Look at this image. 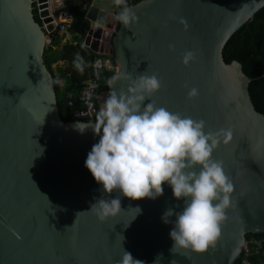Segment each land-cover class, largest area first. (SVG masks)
Returning a JSON list of instances; mask_svg holds the SVG:
<instances>
[{"label": "water", "instance_id": "obj_1", "mask_svg": "<svg viewBox=\"0 0 264 264\" xmlns=\"http://www.w3.org/2000/svg\"><path fill=\"white\" fill-rule=\"evenodd\" d=\"M50 1L52 10L58 8ZM47 6L36 14L34 0H0V264H117L124 249L144 264H235L246 234L264 233V114L250 97L252 78L239 61L227 63L223 49L264 0H141L129 5L135 24L126 28L116 21L109 54L98 25L83 42L114 57L108 94V82L120 73L156 74L161 88L150 100L157 107L204 120L205 131L232 128L231 141L212 153L233 182L232 206L219 239L202 253L170 251L173 225L161 216L169 208L181 210L183 202L167 185L156 199L121 196L122 210L104 222L91 211L97 198L119 193L103 194L84 166L99 136L74 125L95 120L61 118L44 61L46 30L55 26ZM85 7L115 16L120 11L112 0H91ZM61 14L72 17L70 11ZM186 50L196 53L188 66L181 63ZM127 86L116 79L111 88ZM191 88L198 95L190 99Z\"/></svg>", "mask_w": 264, "mask_h": 264}, {"label": "clouds", "instance_id": "obj_2", "mask_svg": "<svg viewBox=\"0 0 264 264\" xmlns=\"http://www.w3.org/2000/svg\"><path fill=\"white\" fill-rule=\"evenodd\" d=\"M112 2L120 8L115 20L126 28L137 22L127 0ZM195 58L194 51L186 50L181 63L188 66ZM73 65L81 74L84 72L86 64L79 53ZM116 79L127 81L126 90L117 92L111 88ZM108 83L111 90L95 121L74 125L81 133L91 128L99 136L87 153L84 166L103 194L119 193L115 198H97L91 204V211L104 222L122 210L121 196L132 200L156 199L167 185L173 198L183 202L181 210L169 208L161 216L162 222L173 225L169 231L173 242L170 251H206L219 239L226 210L232 206L233 182L226 175L222 161L212 157L219 144L231 141L232 128L205 131L204 120L157 107L150 100L161 88L156 74L132 77L120 73ZM197 95L196 88L189 89L188 98ZM146 100L149 102L145 103ZM136 209L138 214L140 209ZM173 216L175 219L170 220ZM117 264L144 262L134 259L124 249Z\"/></svg>", "mask_w": 264, "mask_h": 264}, {"label": "trees", "instance_id": "obj_3", "mask_svg": "<svg viewBox=\"0 0 264 264\" xmlns=\"http://www.w3.org/2000/svg\"><path fill=\"white\" fill-rule=\"evenodd\" d=\"M90 1L73 0L71 4L64 8V10L72 13L73 24H81L87 21L85 17L87 13L85 4ZM139 1L141 0H127V3L129 6ZM60 11H55V14L58 15ZM56 37L57 35L53 38L51 45L45 46L44 61L54 78L61 118L64 121H72L77 119L74 114L81 108L77 100L78 95L86 81L93 77L92 64L100 54L86 47L82 40H72V42L66 43L60 51L56 52L53 49ZM77 53L83 57L86 64L82 74L73 65ZM109 57L111 62L115 64L113 55ZM223 57L227 63L232 60H237L242 64L244 73L252 78L248 87L252 102L256 110L264 114V7L258 10L252 19L248 20L232 34L223 49ZM59 60L65 61L67 64L62 78L64 84L69 85L70 96L66 95V89H61L52 72V64ZM113 73V70L102 69L99 71L98 79L101 86L106 87V83ZM70 98L76 100L71 106L68 105ZM251 238H264V233L246 234L247 240ZM251 261L252 264H264V249L254 254L251 257Z\"/></svg>", "mask_w": 264, "mask_h": 264}, {"label": "built area", "instance_id": "obj_4", "mask_svg": "<svg viewBox=\"0 0 264 264\" xmlns=\"http://www.w3.org/2000/svg\"><path fill=\"white\" fill-rule=\"evenodd\" d=\"M35 12L39 14L44 8H40L43 4L47 3V9L49 11V16L53 17L55 26L51 31L46 30L45 34V46L51 45L53 38L59 34H64L66 38H69L68 25L66 20H58L52 10L51 1L47 0L45 2H39V0H34ZM42 19V18H41ZM46 27L47 23H43ZM93 77L86 81L85 85L81 89L78 95V102L81 108L75 112V117L83 120H95V116L99 108L102 106L104 99L107 97L108 92L106 87L101 86L98 79V73L100 70H113L115 71L116 65L111 62L109 55L100 54L94 60L92 64ZM76 100L70 98L68 105L71 106ZM264 249V238L256 239L251 238L246 241L243 247L242 254L235 264H252L251 257L254 254L259 253Z\"/></svg>", "mask_w": 264, "mask_h": 264}, {"label": "crops", "instance_id": "obj_5", "mask_svg": "<svg viewBox=\"0 0 264 264\" xmlns=\"http://www.w3.org/2000/svg\"><path fill=\"white\" fill-rule=\"evenodd\" d=\"M67 0H53L54 2V6H58V8H53V12L55 14V11L57 10H61L60 13L56 16H58V20H66V24L68 25L69 29V38H66L64 36V34H59L56 38H55V42L53 44V49L58 52L62 49V47L68 43V42H72V40H77L80 41L82 40V42H84L85 37L87 36L88 30L89 28L94 29L96 25H98L101 28V32L103 33V35H105V32H108L107 30H109L113 25L116 24V20H115V15L112 14H106L96 8H89L87 10L86 13V22L81 23V24H73L72 23V17L69 18L68 16H62V12L67 11L64 10V8L66 6H68L69 4L72 3L73 0L70 1L69 4H65ZM93 9L95 10V12L93 13ZM64 18V19H63ZM100 35V40L103 41L104 36ZM74 38V39H73ZM76 38V39H75ZM66 62L59 60L56 61L52 64V72L55 75L56 81H59L58 85L61 87V89H66V95L70 96V92H69V85H65L62 75L63 72L66 68Z\"/></svg>", "mask_w": 264, "mask_h": 264}, {"label": "rangeland", "instance_id": "obj_6", "mask_svg": "<svg viewBox=\"0 0 264 264\" xmlns=\"http://www.w3.org/2000/svg\"><path fill=\"white\" fill-rule=\"evenodd\" d=\"M64 19V18H63ZM117 21V20H116ZM115 25H113L109 30H107L108 32H105V35H103V33L101 34V36L103 35V41H102V48L104 52H107L109 54V52H111V47L109 45V40L111 38V34L113 31ZM100 28V27H99Z\"/></svg>", "mask_w": 264, "mask_h": 264}, {"label": "bare ground", "instance_id": "obj_7", "mask_svg": "<svg viewBox=\"0 0 264 264\" xmlns=\"http://www.w3.org/2000/svg\"><path fill=\"white\" fill-rule=\"evenodd\" d=\"M93 13L95 12V10L93 9V11H92Z\"/></svg>", "mask_w": 264, "mask_h": 264}]
</instances>
